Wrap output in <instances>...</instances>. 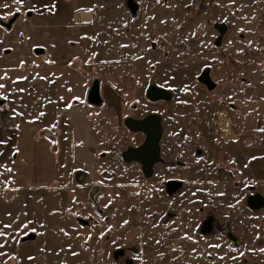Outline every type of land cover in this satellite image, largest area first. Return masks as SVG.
<instances>
[{
	"label": "rangeland",
	"instance_id": "1",
	"mask_svg": "<svg viewBox=\"0 0 264 264\" xmlns=\"http://www.w3.org/2000/svg\"><path fill=\"white\" fill-rule=\"evenodd\" d=\"M71 1L93 14L75 68L96 100L84 104L95 149L80 144L73 163V127L51 94L15 89L16 106L43 105V127L63 130L64 163L45 190L8 193L0 181V264H264V209L247 205L264 197V0ZM216 24L227 25L220 45ZM150 114L164 133L147 178L123 160L144 141L124 122ZM52 170L25 175L51 183Z\"/></svg>",
	"mask_w": 264,
	"mask_h": 264
},
{
	"label": "crops",
	"instance_id": "2",
	"mask_svg": "<svg viewBox=\"0 0 264 264\" xmlns=\"http://www.w3.org/2000/svg\"><path fill=\"white\" fill-rule=\"evenodd\" d=\"M80 12L71 0H23L22 4L0 0V84L5 85L0 88V99L7 101L4 108L8 110L0 118V140L7 141L0 144V181L7 184L8 193L41 191L57 185L64 163L63 130L56 127L58 130L53 132L43 127L41 118L48 113L43 105L16 106L15 89L27 87L34 93L35 86L43 94H51L55 106L52 112L57 119L67 118L73 127V163H83L85 152L82 153L80 144L88 151L95 149V136L84 107L91 89L75 68L83 57L76 45L83 35L82 28L92 24L93 14L83 11L90 12L92 18L81 22L77 18ZM6 96L8 99H4ZM88 151L87 160L92 162ZM39 163H51L52 175L57 179L50 183L47 179L40 181L38 172L25 175L26 171L38 168Z\"/></svg>",
	"mask_w": 264,
	"mask_h": 264
},
{
	"label": "water",
	"instance_id": "3",
	"mask_svg": "<svg viewBox=\"0 0 264 264\" xmlns=\"http://www.w3.org/2000/svg\"><path fill=\"white\" fill-rule=\"evenodd\" d=\"M215 28L220 32L221 36L216 40V45H220L224 33L227 31V25L216 24ZM208 88L212 89L215 85L207 76V72L199 78ZM155 93L152 89L151 94ZM163 93V92H162ZM163 96H166L164 94ZM4 105V101H0V106ZM125 126L133 133H143L146 137L144 143L139 147H130L123 153V159L127 163L137 162L141 165L145 177L150 178L153 175L154 168L162 160L161 157V140L163 137V126L161 118L158 115H149L141 120L127 119ZM247 205L255 211L264 208V197L260 194L251 196ZM132 264V263H127Z\"/></svg>",
	"mask_w": 264,
	"mask_h": 264
},
{
	"label": "flooded vegetation",
	"instance_id": "4",
	"mask_svg": "<svg viewBox=\"0 0 264 264\" xmlns=\"http://www.w3.org/2000/svg\"><path fill=\"white\" fill-rule=\"evenodd\" d=\"M79 16H85V20H81V22L82 21H88V20H91V18H92V15H91V13L90 12H87V13H79L78 15H77V18H78V20L80 21V19H79ZM226 25V24H225ZM215 27V26H214ZM216 29V28H215ZM218 31V30H217ZM219 32V31H218ZM221 36V34H220V32H219V37ZM218 37V38H219ZM223 38V37H222ZM207 71H205L204 73H202V75L201 76H203L205 73H206ZM207 76L209 77V79H211V77H210V75L208 74V72H207ZM200 78V77H199ZM211 81H212V79H211ZM200 82V81H199ZM212 83L215 85V87L217 86L213 81H212ZM203 85H205L204 83H202ZM206 86V85H205ZM207 87V86H206ZM215 87L214 88H212V89H210V88H208L209 90H214L215 89ZM90 97H92L91 99L93 100V102L94 103H96L95 101L96 100H94L93 99V96H90ZM90 99V100H91ZM150 115H158L160 118H161V116L159 115V114H150ZM145 118V117H144ZM220 118H221V125H222V129H223V136L225 137V139H227V138H235V135L234 134H232L233 132L231 131V129H230V127H229V120L227 119V114L225 113V112H223L222 113V115L220 116ZM129 119V118H128ZM131 119H135V118H131ZM143 119V118H142ZM127 120V119H126ZM125 120V121H126ZM136 120H141V119H136ZM125 123V122H124ZM161 123H162V118H161ZM125 125V124H124ZM163 126V125H162ZM163 133H164V130H163ZM141 134H143V133H141ZM144 135V134H143ZM222 138V137H221ZM145 139H146V137H145V135H144V141H145ZM144 141L142 142V144L144 143ZM234 141V140H233ZM229 143V142H228ZM142 144H140V145H142ZM139 145V146H140ZM139 146H137V147H139ZM124 160V159H123ZM125 161V160H124ZM126 162V161H125ZM127 163V162H126ZM137 163V162H136ZM142 168V167H141ZM169 187H171V189L173 190V189H177L178 188V185L175 183V182H173V183H169V185H168ZM255 195H258V194H255ZM255 195H253V196H255ZM250 198V197H249ZM264 209V208H263ZM262 209V210H263ZM207 224V223H206ZM209 225H212L211 223L209 224H207V225H205V228L206 229H208V227H209Z\"/></svg>",
	"mask_w": 264,
	"mask_h": 264
},
{
	"label": "snow or ice",
	"instance_id": "5",
	"mask_svg": "<svg viewBox=\"0 0 264 264\" xmlns=\"http://www.w3.org/2000/svg\"><path fill=\"white\" fill-rule=\"evenodd\" d=\"M15 3L16 4H22L23 3V0H15ZM4 7H7V5H4ZM17 11H19V9H17ZM240 31H243V29H241ZM122 46H124V47H126V45H122ZM139 58V57H138ZM5 87V85H3V84H0V88H4ZM70 90V89H69ZM21 91H23V89H21ZM4 99H7V97H4ZM67 107H71V105L69 104V105H67ZM41 116H43L44 115V113H41L40 114ZM17 128H19V125H17L16 126ZM53 127H55V125H53ZM261 131H264V129H261ZM7 143V141L6 140H0V144H6ZM52 143H57L56 141H52ZM17 152L19 151V149H17L16 150ZM8 171H11V169H8ZM125 223H127V221H125ZM4 227H11L10 225H5ZM4 235V233H2V232H0V236H3ZM261 251H264V249H261ZM30 259H31V257H30Z\"/></svg>",
	"mask_w": 264,
	"mask_h": 264
},
{
	"label": "bare ground",
	"instance_id": "6",
	"mask_svg": "<svg viewBox=\"0 0 264 264\" xmlns=\"http://www.w3.org/2000/svg\"><path fill=\"white\" fill-rule=\"evenodd\" d=\"M79 19L81 21V20H85L86 18H85V16H79Z\"/></svg>",
	"mask_w": 264,
	"mask_h": 264
},
{
	"label": "trees",
	"instance_id": "7",
	"mask_svg": "<svg viewBox=\"0 0 264 264\" xmlns=\"http://www.w3.org/2000/svg\"><path fill=\"white\" fill-rule=\"evenodd\" d=\"M3 110V109H2Z\"/></svg>",
	"mask_w": 264,
	"mask_h": 264
}]
</instances>
